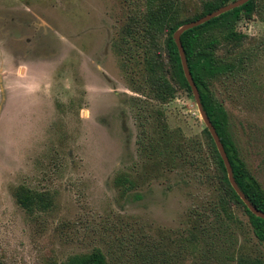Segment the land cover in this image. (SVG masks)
I'll list each match as a JSON object with an SVG mask.
<instances>
[{
	"label": "rangeland",
	"instance_id": "rangeland-1",
	"mask_svg": "<svg viewBox=\"0 0 264 264\" xmlns=\"http://www.w3.org/2000/svg\"><path fill=\"white\" fill-rule=\"evenodd\" d=\"M202 1L173 0L175 15L192 16ZM152 2L0 0L8 22L0 43L9 45L0 264H70L93 251L106 264H264L243 207L219 205L221 175L193 94L177 87L163 102L150 94ZM255 6L237 22L240 45L218 50L233 70L210 90L264 190V0ZM165 36L157 59L173 83ZM118 175L130 190L114 183ZM20 186L46 194L50 206L27 212L15 200Z\"/></svg>",
	"mask_w": 264,
	"mask_h": 264
},
{
	"label": "trees",
	"instance_id": "trees-1",
	"mask_svg": "<svg viewBox=\"0 0 264 264\" xmlns=\"http://www.w3.org/2000/svg\"><path fill=\"white\" fill-rule=\"evenodd\" d=\"M153 1H155V4L152 2V5L148 8L146 18L145 36L149 35L147 40L150 47L147 50H149L150 55L146 60L145 71L146 76L149 78L150 94L155 99L163 102L173 97L177 87L184 88L192 93L182 70L178 49L172 38L173 32L180 25L198 19L234 0H204L197 13L183 19L178 17L179 14L175 15L176 7H173V0ZM255 10V0H249L196 27L185 30L180 36V41L185 52L187 65L198 88L203 109L221 139L232 167L234 179L250 203L264 212V190L249 172L245 162L239 157L235 143L229 135L227 113L224 107L214 99L210 90V84L213 80L233 70V64L221 57L217 53L218 50L220 48H235L240 45L246 36L236 30L237 22L242 17L249 19ZM163 33L166 34L164 51L173 67V83L166 78L157 59L160 53L155 43ZM204 132L211 139L214 148L215 166L218 174L221 175L220 207L228 204H240L248 216L255 237L264 244V219L249 211L234 191L228 181L225 166L208 129L205 128ZM114 183L118 186H124L123 191L132 188V182L126 176L118 175L115 177ZM14 196L17 204L27 212H32L35 209L43 210L50 206V200L46 194L33 191L24 186H20L15 191ZM70 264H106V260L100 251H93L88 254L74 255L70 258Z\"/></svg>",
	"mask_w": 264,
	"mask_h": 264
},
{
	"label": "water",
	"instance_id": "water-1",
	"mask_svg": "<svg viewBox=\"0 0 264 264\" xmlns=\"http://www.w3.org/2000/svg\"><path fill=\"white\" fill-rule=\"evenodd\" d=\"M249 0H234L226 5H223L219 8H217L216 10L203 15L202 17L195 19L193 21L184 23L182 25H180L172 34V38L175 41L176 47L178 49V53H179V57H180V61H181V66H182V70L184 73V76L191 88V92L193 94L195 103L197 105V109L199 111V114L201 116V119L203 120L205 127L208 129L214 143L216 146V149L223 161V164L225 166L226 169V173H227V178L228 181L230 183V185L232 186V188L234 189V191L237 193V195L240 197V199L244 202V204L247 206V208L249 209V211H251L254 215H256L257 217L264 219V212L259 210L258 208H256L254 205H252L250 203V201L246 198L245 194L241 191V189L239 188L238 184L236 183L234 176H233V171H232V167L230 164V161L228 159V156L226 154V151L224 149V146L221 142V139L218 135V133L216 132L215 127L212 125L210 119L208 118L206 112L203 109L202 103H201V99H200V94L198 91V88L192 78L191 72L189 70V67L187 65V60H186V56H185V52L183 49V46L181 44L180 41V36L181 34L188 29H191L193 27H196L226 11H229L235 7H238L246 2H248Z\"/></svg>",
	"mask_w": 264,
	"mask_h": 264
},
{
	"label": "flooded vegetation",
	"instance_id": "flooded-vegetation-1",
	"mask_svg": "<svg viewBox=\"0 0 264 264\" xmlns=\"http://www.w3.org/2000/svg\"><path fill=\"white\" fill-rule=\"evenodd\" d=\"M1 16H4V15H1ZM0 22H3L0 24V30L2 29H6V26H4V23H8L6 19H4V17H0ZM3 30V31H4ZM10 36L9 34H7V37ZM0 50H1V55H0V67H1V75H0V80L3 79V76L4 74H6L7 71L4 70V67L6 66V62L8 63V55L7 54H4L3 51H6L8 53L9 51V45L6 44L4 47L2 46V43H0ZM6 56V57H5ZM5 64V65H4Z\"/></svg>",
	"mask_w": 264,
	"mask_h": 264
},
{
	"label": "clouds",
	"instance_id": "clouds-1",
	"mask_svg": "<svg viewBox=\"0 0 264 264\" xmlns=\"http://www.w3.org/2000/svg\"><path fill=\"white\" fill-rule=\"evenodd\" d=\"M0 163H3V162H0Z\"/></svg>",
	"mask_w": 264,
	"mask_h": 264
}]
</instances>
